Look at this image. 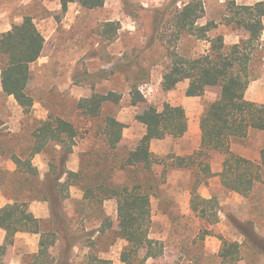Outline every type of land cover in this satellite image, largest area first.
<instances>
[{"label": "rangeland", "instance_id": "1", "mask_svg": "<svg viewBox=\"0 0 264 264\" xmlns=\"http://www.w3.org/2000/svg\"><path fill=\"white\" fill-rule=\"evenodd\" d=\"M189 1L105 0L100 9L88 10L71 4L65 13L60 0H0V36L31 17L45 39L43 54L31 65L26 82V91L34 99L28 113L3 92L1 69L5 59L0 55V197L29 205L45 199L42 183L50 165L59 163L60 146L51 143L31 159L39 170L38 176L19 170L13 157L30 159L36 143L34 132L49 117L71 122L78 137L67 169L82 170L84 181L77 180L70 188V199L64 206L73 220V231L78 236L89 232L73 253L75 264L82 263L91 250L112 264H123L121 255L127 246L111 230L99 236L104 216L110 217L117 228L118 202L115 198L101 206L85 202V184L138 185L150 194V236L164 244L165 253L147 264H220L221 237L241 244L239 264H264V167L260 181L245 197L223 187L219 174L224 157L218 153H211L210 159L195 157L196 164L192 167L179 166L178 158H188L199 151L202 115L219 96L218 89H208L201 97L189 96L190 80L182 81L170 92L162 89L163 77L172 64L170 54L195 59L211 49L209 42L187 32L178 36L172 20L175 12ZM261 1L203 0L205 16L198 24L217 23L218 28L209 36L222 35L231 47L248 39L242 28L227 22L233 17V7L253 6ZM107 22L120 24L115 41L102 33L101 28ZM255 46L251 64L254 80L246 98L264 106V31ZM142 70L147 72L146 77ZM135 86L146 100L137 106L132 103ZM110 92L120 95L121 100L118 104H105L100 117L91 118L81 112V100L95 93ZM166 103L185 109L188 133L182 138L167 136L154 140L151 152L157 163L151 168L141 165L123 169L129 152L146 132L137 116L149 107L162 111ZM109 117L126 126L115 151L109 148L106 136ZM231 149L236 155L260 163L264 131L251 130L247 138L235 140ZM207 164L215 175L206 176ZM193 191L205 199L217 198L219 205L208 215L217 213L218 223L211 224L193 211ZM48 221H43V231L48 229ZM249 222H253L254 231L249 229ZM247 231L252 239L245 236ZM31 235L18 242L15 239L6 255H0V264H25L29 256L36 254L41 236Z\"/></svg>", "mask_w": 264, "mask_h": 264}, {"label": "trees", "instance_id": "2", "mask_svg": "<svg viewBox=\"0 0 264 264\" xmlns=\"http://www.w3.org/2000/svg\"><path fill=\"white\" fill-rule=\"evenodd\" d=\"M62 11L68 12L71 4H78L88 10L100 9L105 0H60ZM233 17L228 18L229 25H237L248 35V39L228 47L225 38L210 33L218 28L215 22L200 26L198 23L205 16L203 0H190L183 8L177 10L172 20L178 36L187 32L199 40L211 44L208 54L198 58H184L175 53L170 54L172 64L165 73L162 89L165 92L175 90L184 80H190L187 90L189 96L201 97L208 89H218L216 101L209 104L200 121L202 133L201 147L197 153L188 158H178L180 167H192L196 159H210L211 153L224 157L223 170L219 174L223 187L242 196H249L261 179L264 167V150L261 162L257 163L236 155L231 145L235 140L247 138L251 130L264 131V106L249 101L247 90L254 80L251 64L255 58V44L260 42L264 31V0L253 6H234ZM102 33L110 41H115L119 30L118 22H107L102 26ZM45 39L34 23L33 18L26 17L22 23L13 26L12 30L0 36V55L5 62L1 69L3 92L13 97L28 113L34 106L33 97L26 91L30 67L37 62L44 51ZM147 76V72L142 70ZM138 81V78L136 79ZM134 106L145 103V98L138 87L132 90ZM121 96L115 92L108 94L95 93L80 101L81 112L91 118L100 117L103 106L107 103L118 104ZM146 132L135 149L128 154L123 169L126 167L151 166L157 158L151 152V143L167 136L184 137L189 130V119L184 108L169 103L162 111L149 107L137 116ZM125 124L115 118L106 119V136L111 151L118 149L123 140ZM36 139L29 160L13 157L14 163L22 172L38 176L39 170L32 163V158L41 154L46 147L54 143L61 148L59 163H52L43 184L45 199L50 207L48 229L43 231V221L30 211L28 202H15L5 207L0 206V228L6 232L5 243L0 246V255H6L13 247L18 233L40 235L39 250L29 256L25 264H75L73 253L83 238L73 231V220L65 212V202L70 199L69 190L77 180L84 181V173L67 169L78 137L77 128L62 118L49 117L41 122L35 130ZM188 159V164L186 160ZM207 177L215 174L210 164L204 166ZM85 202L103 205L108 199L118 202V225L115 228L110 217L104 216L99 236L111 230L118 238L126 241L127 246L121 255L123 264H147L150 259H158L165 253L162 242L151 238V196L141 186L108 187L99 184L96 187L83 186ZM196 189V188H195ZM193 211L211 224L218 223V214L209 216L208 212L219 205L216 197L205 199L193 191ZM253 222L247 225L251 231ZM238 225V223L236 222ZM250 231V232H251ZM92 236V235H91ZM245 236H249L248 231ZM223 245L219 254L220 264H239L241 261V244L230 242L221 237ZM58 248V251L54 250ZM80 264H112L111 260L100 258L92 250Z\"/></svg>", "mask_w": 264, "mask_h": 264}, {"label": "crops", "instance_id": "3", "mask_svg": "<svg viewBox=\"0 0 264 264\" xmlns=\"http://www.w3.org/2000/svg\"><path fill=\"white\" fill-rule=\"evenodd\" d=\"M69 170L73 171L70 168H69ZM13 203H14V199H9V198L3 199L2 197H0V206L1 207H5V206L13 204ZM29 208H30V211L35 215L36 218H38L42 221H46V220L50 219V216H51L50 207H49V204L47 202H44V201L35 202V203L30 204ZM31 236L32 235L29 233H18L16 235L15 239H17V242H18L22 238L29 239V237H31ZM34 236L37 238L39 235H34ZM5 238H6V232L0 228V246L5 243Z\"/></svg>", "mask_w": 264, "mask_h": 264}]
</instances>
